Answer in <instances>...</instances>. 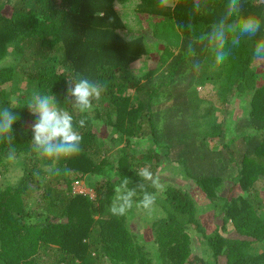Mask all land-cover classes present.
I'll list each match as a JSON object with an SVG mask.
<instances>
[{
  "label": "trees",
  "instance_id": "1",
  "mask_svg": "<svg viewBox=\"0 0 264 264\" xmlns=\"http://www.w3.org/2000/svg\"><path fill=\"white\" fill-rule=\"evenodd\" d=\"M195 2L0 0V108L18 119L15 139L0 141V264H264V68L252 57L264 0H242L241 14L260 18L261 32L229 41L220 65L198 38L226 0H199V12ZM116 3L153 19L154 66L138 67L147 42L126 32ZM19 77L30 95L12 102ZM77 77L105 91L79 129V154L53 163L30 144L27 103L39 89L67 108L66 81ZM13 162L21 173L12 180ZM167 164L185 185L161 175ZM145 166L159 185L137 175ZM88 177L94 197L73 190ZM117 177L156 195L149 236L132 223L136 206L111 214Z\"/></svg>",
  "mask_w": 264,
  "mask_h": 264
},
{
  "label": "clouds",
  "instance_id": "2",
  "mask_svg": "<svg viewBox=\"0 0 264 264\" xmlns=\"http://www.w3.org/2000/svg\"><path fill=\"white\" fill-rule=\"evenodd\" d=\"M161 7L168 5V0H158ZM201 5L199 0L194 4V10L199 12ZM242 0H226L225 7L219 19L211 25L208 32L201 34L198 42L205 41L214 51V62L222 64L230 55L232 47L239 46L242 37L254 38L261 32L262 21L255 15H242ZM235 17V19H234ZM188 53L195 56L193 44L189 43ZM252 57L256 64L264 68V36L255 40ZM194 68L198 69L199 64ZM62 107L56 94H49L39 89L32 91L27 103L30 117L31 142L33 149L42 157L58 163L62 159H71L81 151L83 137L79 129L84 128L91 113L94 101H99L105 91V86L86 77H77L67 80ZM81 115L79 120L74 114ZM17 115L9 107L0 108V141L11 142L14 140L13 129L17 123ZM95 123V121H93ZM9 161L17 159L14 148L7 153ZM137 175L153 187L159 185V179L154 176L150 167L140 169ZM131 181L127 177L115 179L113 187V199L110 204V212L114 216L126 215L134 206L151 212L156 204V195L149 192L145 184L139 183L136 187H129ZM142 195L138 197V191Z\"/></svg>",
  "mask_w": 264,
  "mask_h": 264
},
{
  "label": "rangeland",
  "instance_id": "3",
  "mask_svg": "<svg viewBox=\"0 0 264 264\" xmlns=\"http://www.w3.org/2000/svg\"><path fill=\"white\" fill-rule=\"evenodd\" d=\"M116 9L118 10L119 14L121 15L123 21L127 25L126 32L136 31L137 33H140L144 36L149 52L147 53V56H144V60L139 63L140 68L147 69L149 67L154 66L155 61L157 59V47L156 44L154 45L152 42L154 40L151 26L153 19L148 18L144 15H138L134 14V9L129 4L121 5L119 3H116ZM133 14V15H132ZM134 29V30H133ZM27 87V88H26ZM28 85L25 84V82L19 77L18 81L14 85V87H11V91H9V97L12 100V102H16L17 100H23L25 98H28L30 95ZM30 88V87H29ZM203 87L201 85H198L197 89L201 90ZM14 91V92H13ZM147 143H145V146ZM136 149V148H135ZM163 171L161 172V175L165 177L168 181L173 178L177 181L178 184H184L183 178L180 175H177L174 173V167L171 165L163 166ZM21 173L20 165L18 162H13V164L10 166V169L7 171V175L12 180L17 177ZM90 180V177L88 179L79 180V184L76 186L75 189H80L82 192L90 194L91 197H94V191L91 187H89L86 184V181ZM196 191H192V194H195ZM196 195V194H195ZM135 208V207H133ZM134 210V216H133V224L139 229L140 232H143L146 236H149L148 228H149V221L152 218L153 212H148L142 208H138ZM205 213V214H204ZM202 213V217L204 220L209 219L210 213L208 212V209H206ZM195 247L197 248V251L199 254H201L204 250V245L200 241V239H196L195 241ZM199 247V248H198Z\"/></svg>",
  "mask_w": 264,
  "mask_h": 264
},
{
  "label": "built area",
  "instance_id": "4",
  "mask_svg": "<svg viewBox=\"0 0 264 264\" xmlns=\"http://www.w3.org/2000/svg\"><path fill=\"white\" fill-rule=\"evenodd\" d=\"M78 184H79V181H77V180L73 182V190L76 192H82V190H80V189H75Z\"/></svg>",
  "mask_w": 264,
  "mask_h": 264
}]
</instances>
